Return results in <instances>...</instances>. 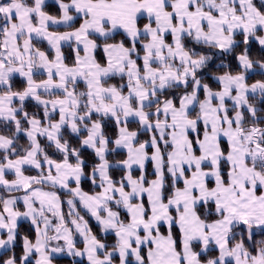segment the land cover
Masks as SVG:
<instances>
[{"label":"snow or ice","instance_id":"6c2138e0","mask_svg":"<svg viewBox=\"0 0 264 264\" xmlns=\"http://www.w3.org/2000/svg\"><path fill=\"white\" fill-rule=\"evenodd\" d=\"M54 4L0 0V264H264V0Z\"/></svg>","mask_w":264,"mask_h":264},{"label":"trees","instance_id":"16d2710c","mask_svg":"<svg viewBox=\"0 0 264 264\" xmlns=\"http://www.w3.org/2000/svg\"><path fill=\"white\" fill-rule=\"evenodd\" d=\"M254 2L260 6V3L261 1L260 0H254ZM46 4L48 5V7L46 8V11H49L51 12L52 14H56V6L54 4V2L52 1H48L46 2ZM145 21H141V24H143ZM77 23V26H78V23L79 21L76 22ZM117 39H120V37L118 36ZM186 43L188 44V47L191 48L192 47V43L186 41ZM40 47H42V49H47V44L46 42L42 43L41 45H39ZM200 50V47L198 46L197 47V51ZM242 49H238V51H240ZM63 51L65 52L66 55H68L70 53V49L67 47V45H65ZM213 51H216V50H213ZM51 55V53H50ZM98 57L99 56H102V53L101 52H98L97 53ZM251 55L253 58H258L260 56V50H259V45L258 44H255L253 42V44L251 45ZM230 59V57H229ZM228 61L225 60V63H227ZM221 64V61L220 59H216L214 63L211 64V68L209 69H206V77L204 79V82L205 83H209L211 85V87H213V89H216L217 88V84L211 79V77L215 74H218L216 72V69L220 66ZM235 64V61H233V65ZM226 70V69H225ZM260 77L258 75H253L252 76V79L255 80V79H259ZM110 84L111 83H116V84H119L121 83L120 79L117 77V78H114V79H111L108 81ZM14 87L16 89H22L23 88V83H22V80L21 78H19L18 76L14 78ZM80 89L82 90L83 89V84L80 85ZM27 104V108L29 111H35L36 109L34 108L33 106V102L31 101H27L26 102ZM131 127H135V125H130ZM114 126L112 125H109V128H112ZM109 134H113L111 131L109 132ZM146 135H142L140 137L141 140H144L146 139ZM21 144L25 143L24 140H21L20 141ZM77 141L74 139L73 140V144H76ZM122 158V155H117L115 153L111 154L110 155V159H121ZM150 166L151 164H147V169L149 171V173L151 172L149 169H150ZM28 171V170H26ZM31 171V170H30ZM138 175V173H136ZM113 175L114 177L119 180L120 178V175L121 173L119 171H114L113 172ZM82 188L83 190L87 191V192H94V191H97L98 189H93L92 185L87 181V180H82ZM61 199L63 201H66L67 200V196H65L62 192H61ZM67 204L65 203L63 205V211L65 214H67ZM78 210L81 212V215H84L85 216V219L89 221V226L92 228L93 232L98 236V238H101L104 242L108 243L109 245H113L115 243V238L114 236L112 235H102L100 233V229L98 227V225L96 224L95 220L92 219L90 217V215L86 214L85 211L82 209V208H78ZM18 231L20 233V237H23L25 235L29 236L30 239H33L34 240V231L31 229V226H30V223L28 221H21L20 223H18ZM264 238V235L260 234V233H257L255 235V239L256 240H260ZM74 239L77 240V246L78 247H81L83 244L82 242H80V237L78 235H76L74 237ZM12 251L15 252V254L17 255V257H19L21 254H22V239H18L14 248L12 249ZM4 253H7L8 255H11L12 252H10L8 249L4 250L2 253H0V259H3V258H6V256L4 255ZM34 260V258H33ZM117 261H118V258H117ZM116 261V262H117ZM54 264H87L85 259H76L75 257H71V256H67L66 254H59V255H56L55 258H54Z\"/></svg>","mask_w":264,"mask_h":264},{"label":"crops","instance_id":"0c3cea01","mask_svg":"<svg viewBox=\"0 0 264 264\" xmlns=\"http://www.w3.org/2000/svg\"><path fill=\"white\" fill-rule=\"evenodd\" d=\"M47 1H54V0H46V2ZM261 1V0H260ZM145 22H146V20H144ZM60 28H63V26H61ZM60 31H64V30H67V29H63V30H61V29H59ZM171 38L169 37V40H170ZM52 54V53H51ZM228 103H229V105L231 104V101H228ZM118 151H121V150H118ZM115 160H117V159H112V161L114 162ZM25 174H27V175H35L36 174V172H35V170H28V171H26V173ZM9 178H13L11 175L9 176ZM74 186V185H73ZM97 191H99V189L97 190ZM87 192V191H86ZM16 195H21V193H17ZM67 199H68V197H67ZM17 207L20 209V210H23V205H22V203H20V202H18V204H17ZM67 212H68V207H67V210H66ZM23 220H25V221H27L26 219H24V218H21V219H19L18 220V222L17 223H20L21 221H23ZM29 223H30V221H28ZM34 238H35V236H34ZM115 244V243H114ZM83 247V245L81 246V248ZM76 258H82V259H85V261H86V258H84V257H76ZM86 263H87V261H86Z\"/></svg>","mask_w":264,"mask_h":264},{"label":"rangeland","instance_id":"374dc122","mask_svg":"<svg viewBox=\"0 0 264 264\" xmlns=\"http://www.w3.org/2000/svg\"><path fill=\"white\" fill-rule=\"evenodd\" d=\"M48 2V1H47ZM52 2H54V1H52ZM59 29H61V30H63V29H65L64 27L63 28H59ZM58 29V30H59ZM112 160V159H111ZM150 164V163H149ZM150 171L152 170V168H151V166H150V169H149ZM11 179V178H10ZM85 191V190H84ZM89 193H92V192H89ZM20 203H22V202H20ZM35 239V238H34ZM4 250H6V249H0V253H2ZM76 258V257H75ZM76 259H79V258H76ZM116 264H118V261L116 262Z\"/></svg>","mask_w":264,"mask_h":264}]
</instances>
